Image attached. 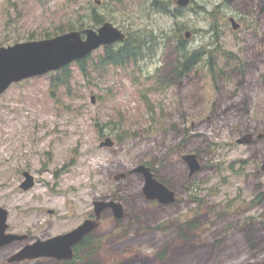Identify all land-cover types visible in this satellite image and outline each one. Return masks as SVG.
Returning a JSON list of instances; mask_svg holds the SVG:
<instances>
[{
  "label": "rangeland",
  "instance_id": "obj_1",
  "mask_svg": "<svg viewBox=\"0 0 264 264\" xmlns=\"http://www.w3.org/2000/svg\"><path fill=\"white\" fill-rule=\"evenodd\" d=\"M161 1L170 14L159 10ZM161 1L0 0V47L80 20L98 29L88 17L94 10L124 33L154 31L157 49L109 65L101 48L86 57L88 75L70 65L68 88L52 87L59 71L14 84L0 98V207L8 233L47 241L97 218L95 202L117 201L125 219L104 214L86 260L94 250L95 264H264V0H192L185 9ZM187 32V49L208 54L178 79L172 66ZM248 134L250 144L237 142ZM107 139L113 146L102 145ZM183 154L198 158L193 177ZM140 166L154 169L185 203H148L144 177L134 173ZM25 171L36 181L28 191L21 188ZM252 202L250 212L236 211ZM195 211L197 228L186 235L167 229ZM26 239L0 247V264H17L9 260Z\"/></svg>",
  "mask_w": 264,
  "mask_h": 264
},
{
  "label": "water",
  "instance_id": "obj_2",
  "mask_svg": "<svg viewBox=\"0 0 264 264\" xmlns=\"http://www.w3.org/2000/svg\"><path fill=\"white\" fill-rule=\"evenodd\" d=\"M179 7H187L191 0H174ZM233 28L238 29V24L231 20ZM186 39L191 33L185 34ZM126 39L125 33L112 23H104L98 30L85 29L83 31H72L51 39L20 42L8 47H0V97L14 83H19L28 78L42 76L52 71H57L73 61L81 60L89 56L93 51L102 46L122 42ZM94 100V99H93ZM263 135H259L262 138ZM254 135L248 134L238 139V143L248 145ZM113 141L107 139L103 146H113ZM191 166L192 173L200 169L198 158L195 154L185 156ZM146 177L144 192L150 199L164 200L174 195L164 184L157 181L149 167L138 168ZM264 172V162L262 165ZM26 180L21 188L25 191L35 185L34 177L29 172L23 174ZM168 201V200H166ZM163 201V202H166ZM106 206H113L117 216H121V206L115 202H95L96 215L100 217ZM8 213L0 207V247L8 245L17 240H23L24 236L7 234ZM95 221L89 220L79 228L48 241H37L28 245L19 253L14 255L10 262H21L41 257H55L59 259H71L73 257L72 247L80 242L84 235L96 228Z\"/></svg>",
  "mask_w": 264,
  "mask_h": 264
},
{
  "label": "trees",
  "instance_id": "obj_3",
  "mask_svg": "<svg viewBox=\"0 0 264 264\" xmlns=\"http://www.w3.org/2000/svg\"><path fill=\"white\" fill-rule=\"evenodd\" d=\"M161 1V0H160ZM158 4V1H156ZM170 3L161 1L159 10L163 9V11H168L170 14ZM201 11L206 12L207 9L203 7H198ZM180 10V9H178ZM90 17L91 23L94 26H101L104 23V19L93 10V12L88 16ZM85 29L84 20L77 21V23L70 22L67 27L59 26L57 27L54 33H46L45 35H41L40 37H35V35H30L27 37L28 40L33 39H41V38H50L56 36L61 33L74 31V30H82ZM127 39L125 40V45L119 50V52H112V47H107V54L105 56V64L109 65H124L127 64L131 60H135L136 62L141 58H146L147 55L156 56V39L154 37V31H143L138 32L136 36L131 35V33H126ZM178 54L179 57L176 59L174 65L172 66L173 76L181 79L186 75H189L194 70L198 69L202 62L203 57L208 54L203 51V49H196L190 51L187 49L186 41L184 37L178 38ZM212 56V55H211ZM88 59H83L77 62V66L83 72L84 75L89 74V66ZM213 67H211L212 69ZM69 67H66L62 70L63 73L55 75L52 78V87H64L68 88L71 83V78H73L72 73L69 71ZM212 72V70H211ZM150 111L152 109H149Z\"/></svg>",
  "mask_w": 264,
  "mask_h": 264
},
{
  "label": "flooded vegetation",
  "instance_id": "obj_4",
  "mask_svg": "<svg viewBox=\"0 0 264 264\" xmlns=\"http://www.w3.org/2000/svg\"><path fill=\"white\" fill-rule=\"evenodd\" d=\"M239 26L241 27V25H239ZM186 155H188V154H183V156H182L183 163L189 169V176L190 177H193L194 175L197 174V172L200 169L198 171H196L195 173H192L191 166H190V164L185 159V156ZM138 168L134 171V173L142 175L144 177L145 185H146V177H145L144 173L141 172V170H139ZM150 169H151V173L153 174L154 178L157 181H159L160 183L164 184L170 191H172L174 193V195H172V196H170V197H168L167 199H164V200H159L158 198H156V199H150V198L147 197V195H146V193L144 192V189H143V194H144V196L146 198V201L148 203L150 202L153 205H155L157 207H160L162 209L165 208V207H169V206H175L176 204L185 203L183 201V199H181L179 197L178 193L176 191H174V189L171 188V186H170L171 184L170 183H164V182H161L160 180H158L157 177L155 176V172H154L155 170L152 169V168H150ZM145 185H144V187H145ZM183 189H184L183 191L185 192L186 189L184 187V184H183ZM166 200H168V201H166ZM163 201H166V202H163ZM115 202H117V201H115ZM117 203H119V202H117ZM119 204L121 206V216H117L116 210L114 209L113 206H106L104 208V210L101 212V213H103L101 215V217H97L99 220H97V218L93 215L94 216L93 221L95 220V224L97 226H96V228H93V230L91 232H89L88 234L84 235L83 238L80 240V242L74 244V246L72 247L73 257L71 259H59V258H55V257H42V258H39V259H45V258L46 259H52V260H54V261H56V262H58L60 264H91V263L92 264L93 263L95 264L96 263V260L95 261L93 260L94 259V250H92L91 256L88 257L89 259L86 260V258H85V256L87 257V255L89 254V250L93 248V243L95 242V241H92L90 239V237L92 236V234H93L94 231H96L97 229H99L100 224H101V221L104 219V214L107 211H111L112 214H113L114 219L117 220L118 222H120V221H122V220L125 219L126 214H125L124 206L121 203H119ZM254 205H255L254 202H252L249 205H246L244 207H242V205H241V206L237 207L236 211L240 212L239 214L244 215V214L250 212L251 210H253ZM197 215H198V211H195V213H194L193 216H189V215H187L185 213V215L183 216V219L182 220H184L185 217L187 216V218H188L187 222L186 221H180V219H176V221H174L170 226L166 225V226H168L167 229L172 230V226H173L175 228V230H178V232H179L178 234L179 235H181V234L182 235H186V232H185L186 228L195 229V228L198 227L197 224L195 223V220H196ZM89 220H91V219H89ZM89 220H87V221H89ZM96 220L98 221V223H97ZM196 222H198V220H196ZM25 238H27L26 240L28 241V243L25 246L30 245V244H33V243L36 242L30 236L29 237H26L25 236ZM50 239L51 238L46 239V240H50ZM20 250H22V249H20ZM19 251L15 252V254L18 253ZM36 260H38V259H35V260H24V261H21V262H11V263L22 264V263L33 262V261H36Z\"/></svg>",
  "mask_w": 264,
  "mask_h": 264
}]
</instances>
